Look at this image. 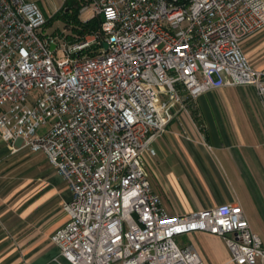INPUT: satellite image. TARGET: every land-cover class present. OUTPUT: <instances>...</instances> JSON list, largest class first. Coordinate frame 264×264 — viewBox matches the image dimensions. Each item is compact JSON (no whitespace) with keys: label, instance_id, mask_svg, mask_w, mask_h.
I'll list each match as a JSON object with an SVG mask.
<instances>
[{"label":"built area","instance_id":"built-area-1","mask_svg":"<svg viewBox=\"0 0 264 264\" xmlns=\"http://www.w3.org/2000/svg\"><path fill=\"white\" fill-rule=\"evenodd\" d=\"M84 1L80 10L100 18L99 28L67 43L43 34L36 2L0 0V140L44 154L65 181L66 220L50 235L60 256L204 264L176 242L204 231L223 239L233 263L264 264L238 203L169 215L144 162L174 107L221 86L250 85L264 97V70L241 47L264 29V0Z\"/></svg>","mask_w":264,"mask_h":264},{"label":"crops","instance_id":"crops-1","mask_svg":"<svg viewBox=\"0 0 264 264\" xmlns=\"http://www.w3.org/2000/svg\"><path fill=\"white\" fill-rule=\"evenodd\" d=\"M30 1L49 19L64 15L60 32L67 40L65 0ZM241 47L251 66L264 70V55L252 54L264 49V29ZM171 114L151 144L153 153L144 155L151 186L167 213L188 215L238 203L264 246V97L250 85L221 86L199 94L186 108L174 107ZM15 145L11 151L0 140V173L10 154L22 165L23 176L18 187L0 189V264H69L50 240L66 220L61 209L70 199L66 183L44 154ZM176 242L191 245L204 264H235L218 235L196 231Z\"/></svg>","mask_w":264,"mask_h":264},{"label":"rangeland","instance_id":"rangeland-1","mask_svg":"<svg viewBox=\"0 0 264 264\" xmlns=\"http://www.w3.org/2000/svg\"><path fill=\"white\" fill-rule=\"evenodd\" d=\"M36 2V1H35ZM37 3V2H36ZM39 5V4H37ZM84 4H80V8ZM79 12V11H78ZM72 11L67 13V43H74L76 41L82 40V39H90L92 33H86L83 35L81 38L79 34L76 33V30L81 27L83 24H88L91 20H97L99 19L98 17H95L92 15L90 9L84 10L81 14L80 17L81 19H78L76 17L72 16ZM64 15H54L52 18H47L46 17V24L43 28V34L44 35H49V34H58L63 36V32L60 30L63 28V23ZM88 18V19H87ZM87 19V20H85ZM77 28V29H76ZM76 37H75V35ZM58 58H62V54L60 51H57ZM253 56H255L257 59H260L264 55V49L262 47L257 48L254 50L252 53ZM48 127V124L42 125L38 129V133L41 134L42 131H46ZM8 160L5 161V163L2 165V173H0V189H11L18 187L21 182L23 181L22 178V165H18L17 163H14L15 161L12 158V155L9 154ZM15 157V156H13Z\"/></svg>","mask_w":264,"mask_h":264},{"label":"trees","instance_id":"trees-1","mask_svg":"<svg viewBox=\"0 0 264 264\" xmlns=\"http://www.w3.org/2000/svg\"><path fill=\"white\" fill-rule=\"evenodd\" d=\"M84 0H65L64 7L67 8V13L72 11V16L77 18L80 4L84 3ZM100 25V18L96 21L91 20L88 24H83L76 30V33L82 38L86 33H93L98 30Z\"/></svg>","mask_w":264,"mask_h":264},{"label":"water","instance_id":"water-1","mask_svg":"<svg viewBox=\"0 0 264 264\" xmlns=\"http://www.w3.org/2000/svg\"><path fill=\"white\" fill-rule=\"evenodd\" d=\"M103 46L106 48V44L105 43H103ZM53 47H54L53 45L50 46L51 49H53Z\"/></svg>","mask_w":264,"mask_h":264}]
</instances>
